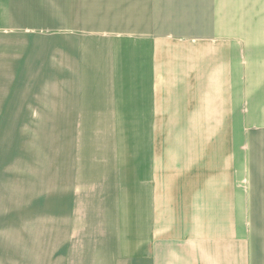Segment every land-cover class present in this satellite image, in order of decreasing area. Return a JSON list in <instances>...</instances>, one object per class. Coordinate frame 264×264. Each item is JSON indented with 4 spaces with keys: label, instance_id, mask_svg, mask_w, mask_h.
<instances>
[{
    "label": "crops",
    "instance_id": "crops-1",
    "mask_svg": "<svg viewBox=\"0 0 264 264\" xmlns=\"http://www.w3.org/2000/svg\"><path fill=\"white\" fill-rule=\"evenodd\" d=\"M0 122L59 146L0 264H264V0H0Z\"/></svg>",
    "mask_w": 264,
    "mask_h": 264
},
{
    "label": "rangeland",
    "instance_id": "rangeland-1",
    "mask_svg": "<svg viewBox=\"0 0 264 264\" xmlns=\"http://www.w3.org/2000/svg\"><path fill=\"white\" fill-rule=\"evenodd\" d=\"M55 136L56 130L52 128L9 129V122H0V245L3 247L9 246V220L36 214L34 201L44 200L48 206L52 200L54 184L59 183L54 171V157L59 152ZM66 179L62 177V183H69ZM52 211V208L48 210Z\"/></svg>",
    "mask_w": 264,
    "mask_h": 264
}]
</instances>
